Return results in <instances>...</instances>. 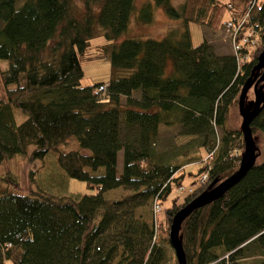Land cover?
Instances as JSON below:
<instances>
[{
	"label": "trees",
	"instance_id": "16d2710c",
	"mask_svg": "<svg viewBox=\"0 0 264 264\" xmlns=\"http://www.w3.org/2000/svg\"><path fill=\"white\" fill-rule=\"evenodd\" d=\"M153 2L174 21L160 38L131 33L132 18L143 27L153 21ZM220 3L0 0V165L32 146L29 158L53 154L60 176L51 183L43 160L40 179L39 169L29 172L35 187L0 191V264H109L117 255L116 264H163L155 236L169 242L174 213L235 172L244 148L241 129L227 120L264 48V0L226 2L227 20L247 13L241 29L254 41L237 54L217 53L206 38L192 43L189 22L211 25ZM99 34L106 42L91 51ZM84 57H107L109 79L82 84ZM161 125L194 137L159 149ZM250 127L264 132V105ZM237 136L242 151L233 153ZM70 137L78 148H60ZM195 156L207 179L172 199L164 229L153 225L138 209L166 198L182 158ZM67 176L96 190L54 194ZM118 186L133 192L107 202L103 193ZM180 238L187 264H264V159L186 216Z\"/></svg>",
	"mask_w": 264,
	"mask_h": 264
},
{
	"label": "rangeland",
	"instance_id": "374dc122",
	"mask_svg": "<svg viewBox=\"0 0 264 264\" xmlns=\"http://www.w3.org/2000/svg\"><path fill=\"white\" fill-rule=\"evenodd\" d=\"M145 0H135L137 6H139ZM172 3H178L181 0H170ZM220 6L217 9L214 19L211 25H204L199 24L197 22H189V30L191 33V40L193 45L199 44L204 38H206L213 46V49L217 53H234L233 44L231 40V30L226 27V23L224 22L231 16V9L227 6L226 2L228 0H220ZM153 10H154V17L153 21L148 24L147 26L143 27L142 24H139L134 18L131 21V33H142V37H154L160 38L165 30L168 28L169 23L173 18H170L163 6L155 4L153 2ZM106 42V38L104 34H99L90 39V44L92 46L91 51H95L94 45L102 44ZM81 65L83 69V75L81 77V83L86 84H93L94 82L98 81H107L111 74V65L110 61L107 57H91V58H82ZM260 84L257 83L256 86ZM254 97V88L253 85L248 89L246 96H245V104L248 101L253 99ZM241 115L239 112L238 107L232 106L230 108V114L227 120V125L232 128H240L241 126ZM219 130V129H218ZM178 125H171L165 126L161 125L159 138L156 142V146L159 149L172 151L176 150L177 147L194 137L193 135H186L180 134ZM255 144L258 148V154L256 157V161L260 162L264 159V132L257 130L253 134ZM235 149L233 153H236L238 150L242 151L241 145V138L236 137L234 140ZM78 140L76 137H70L65 143L60 145V148L68 149V148H78ZM32 146H29L26 153H18L11 157L9 160L4 162L0 165V191L4 188H10L12 190L17 191H27L29 186L35 187V185L29 182V172L30 170H38L34 173L35 178L37 179L41 177L42 174V163L45 160V169L51 170L53 174H51V178L49 180L51 183L60 179V176H56L59 169L56 167V164L51 161V156L54 155L48 153L44 159L36 158L30 159L29 154ZM192 149V147H191ZM88 151L87 149H83ZM206 155L205 150L201 149L199 156ZM50 160V161H49ZM188 161V162H187ZM186 162V163H185ZM119 163H121V157L119 158ZM181 164H184L180 168V173L182 176L179 178V182H173L171 191L168 196L162 200H160V209L156 212V217L153 214V202L148 207L139 208L138 212L144 215V217H150L153 225H157L158 227L164 229L163 227L166 226V218H165V210L171 204L173 198L182 199L187 194V189L192 185H198L197 182L199 181V171L203 165V161L197 156L190 157V158H182ZM201 174V173H200ZM196 179V181H195ZM195 181V182H194ZM31 183V184H30ZM37 184V182H36ZM60 188L54 187L53 185V193L56 195H63V194H70V193H92L96 189L89 185V183L85 179H80L76 177H66V184H62L61 186L59 183H55ZM181 185L184 187L182 191L178 190V186ZM62 187V188H61ZM56 189L62 191L59 193L56 192ZM51 192V191H50ZM132 189H129L125 186H118L113 189L106 190L104 194V198L107 202H111L115 199H119L124 197L125 195L132 193ZM154 200V199H153ZM149 215V216H148ZM157 223V224H155ZM163 231V230H162ZM161 231V232H162ZM163 234H157L155 236L156 241L162 247L164 252V262L163 264H173L175 258V252L173 247L170 245L169 242L163 239ZM119 256L117 255L109 264H116L118 261ZM4 264H12L10 259H6Z\"/></svg>",
	"mask_w": 264,
	"mask_h": 264
},
{
	"label": "water",
	"instance_id": "95a60500",
	"mask_svg": "<svg viewBox=\"0 0 264 264\" xmlns=\"http://www.w3.org/2000/svg\"><path fill=\"white\" fill-rule=\"evenodd\" d=\"M259 71H261L260 74ZM252 73L253 74L242 84L238 98V109L242 118L240 129L244 142L238 169L218 182L215 180L212 181L208 190L196 195L193 199L179 208L172 216L168 239L170 245L174 249L178 264H187L185 251L180 238V226L185 217L195 208L207 204L223 194L244 176L247 170L256 162L257 146L250 123L264 105V48L258 55V61L254 65ZM259 82L260 84L256 86ZM252 85L254 88V97L245 104L246 93Z\"/></svg>",
	"mask_w": 264,
	"mask_h": 264
},
{
	"label": "built area",
	"instance_id": "2783aa9c",
	"mask_svg": "<svg viewBox=\"0 0 264 264\" xmlns=\"http://www.w3.org/2000/svg\"><path fill=\"white\" fill-rule=\"evenodd\" d=\"M247 16V13L244 15V17L238 22L234 23L232 20L225 21L226 27L231 30V40L233 44L234 52L238 50L240 47H242L244 44H253V39L251 38V32L250 31H242L241 27L243 25V22L245 20V17ZM99 88H104V85H100ZM208 177L207 170L203 171L199 176V181L197 183H202L204 180H206ZM184 189L183 186L179 185L178 190L182 191ZM193 187H189L187 191H192ZM160 209V204L158 199L153 200V211L156 213Z\"/></svg>",
	"mask_w": 264,
	"mask_h": 264
},
{
	"label": "bare ground",
	"instance_id": "6f19581e",
	"mask_svg": "<svg viewBox=\"0 0 264 264\" xmlns=\"http://www.w3.org/2000/svg\"><path fill=\"white\" fill-rule=\"evenodd\" d=\"M241 48H242V47H240V48H239L238 50H236L234 53H236V54H237L238 52L240 53Z\"/></svg>",
	"mask_w": 264,
	"mask_h": 264
}]
</instances>
